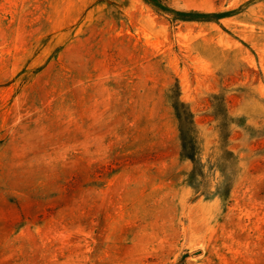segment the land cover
I'll use <instances>...</instances> for the list:
<instances>
[{
    "label": "rangeland",
    "instance_id": "obj_1",
    "mask_svg": "<svg viewBox=\"0 0 264 264\" xmlns=\"http://www.w3.org/2000/svg\"><path fill=\"white\" fill-rule=\"evenodd\" d=\"M0 264H264V0H0Z\"/></svg>",
    "mask_w": 264,
    "mask_h": 264
}]
</instances>
